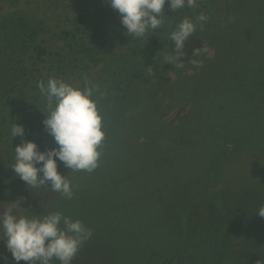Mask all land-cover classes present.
<instances>
[{"label": "rangeland", "instance_id": "1", "mask_svg": "<svg viewBox=\"0 0 264 264\" xmlns=\"http://www.w3.org/2000/svg\"><path fill=\"white\" fill-rule=\"evenodd\" d=\"M193 8L197 16L203 13L208 18L198 27L204 35H194L187 44L181 67L141 70L151 76L149 93L143 95L139 79L137 94L128 98L113 124L115 133L105 136L98 167L90 173L70 172L59 164L58 170L68 174L73 186L69 200L48 188L29 190L10 169L12 149L21 142L19 137L10 141L11 125L15 120L23 124L24 138L35 141L41 150L55 146L41 123L46 100L38 82L59 78L82 88L87 79L98 86L96 100L102 112L133 72L131 58L141 53L148 62L174 55L172 42H166L169 32L162 35L166 31L159 28L139 40L130 37L126 45L106 54L93 51L90 45L99 0H0V21L11 16L25 18L42 30L39 43L47 50L45 61L38 66L35 89L27 93L31 107L20 111L14 105L0 106V206L15 205L14 213L25 215L29 205L40 209L57 204L61 213L92 230L86 244H92L101 264H110L112 251L121 254L111 264H129L135 254L150 252H159L150 264H187L191 244L213 213L226 211L245 192L264 185V145L254 144V138L243 142L237 131L242 105L237 83L252 67L258 43L256 24H264V0H197ZM155 35L161 37L158 44L153 43ZM195 47L207 52L192 57ZM190 58L202 61V66H194ZM179 73L181 80L176 77ZM250 122L244 126L254 130ZM199 150L203 155L195 156ZM174 175H181L183 182L174 183ZM146 178L150 183L154 178L164 183L158 206L170 207L172 214L160 217L161 210L144 194L145 187L133 195L130 186ZM105 186L119 195L115 191L101 194ZM176 193H188L178 208L182 211L179 217L174 214ZM185 225L192 231L182 246L179 233ZM0 255L8 257L7 264H14L2 240Z\"/></svg>", "mask_w": 264, "mask_h": 264}, {"label": "trees", "instance_id": "2", "mask_svg": "<svg viewBox=\"0 0 264 264\" xmlns=\"http://www.w3.org/2000/svg\"><path fill=\"white\" fill-rule=\"evenodd\" d=\"M163 11L164 15L167 16L165 17V25L160 29V32L166 31L162 32V35L170 32L172 27H175L185 16L193 20L198 17L193 7H185L174 13L166 4ZM257 29L259 30L257 31ZM255 30L258 43L254 45L252 67L247 76L240 78L237 83L238 95L242 104L239 112L241 127L237 131L243 142L249 143L254 138V144L264 145V24L260 26V23H257ZM198 31L200 30L197 28L194 35L202 37L204 33ZM41 34L42 30L39 27L32 25L23 17L11 16L0 21V106L14 105L20 111H25L31 107L27 101V93L29 90L35 89L34 81L38 77L39 63L45 61L47 56V50L39 43ZM89 37L90 45L94 46L93 51L106 54H111L114 48L123 47L130 39L121 25L119 13L110 7L107 0H99L98 14ZM166 37V42H168V34ZM152 39L154 40L153 43L156 44L161 41V37L157 35ZM141 57L142 54L140 53L136 58H131L130 66L132 70L134 68L133 72L129 74L123 88L116 95H112L108 102L103 105L105 109L100 114L103 118L102 127L103 130L105 129V136L115 133L116 127L113 124L120 118L128 98L137 94L139 79H141L143 95H148L151 76L145 74L146 72H150L151 69L153 72H161L168 67L174 68L171 64H165V57L163 56L148 62L149 58ZM148 66H151V69ZM142 69H145V73L141 74ZM176 77L177 80L183 78L180 73L176 74ZM251 120L254 123V130L244 126L252 124L251 122L247 124ZM161 149L167 152L165 148ZM161 149L159 148L158 151L162 153ZM156 152L154 149L153 153ZM199 154L203 155V151L195 152V156ZM124 164L121 162L120 166L124 167ZM118 170L120 171L121 168L119 167ZM159 179L154 178V182L150 183L149 179L146 178L144 183L138 181L130 186V189L133 195L137 196L140 188L142 190L145 187L144 194H147V198L158 210H161L159 216L162 217L167 213L172 214L173 211L170 207L160 209L158 206L162 202L160 185L164 184ZM177 180L183 182L181 175L179 177L174 175V183ZM166 185H163L164 190ZM164 190L163 192H165ZM114 191L112 188L107 190V186H105L101 190V194L105 192L110 194ZM115 194L119 195L116 191ZM174 195L173 198H176L174 214L175 217H179L182 211H179L178 208L182 207L180 205L187 200L188 193H176ZM261 206H264V185H256L252 191L245 192L226 211L214 212L200 237L191 244L192 252L188 257L187 264H264V218L256 214ZM55 211H59L57 204L40 209L32 207L28 213L35 212L46 215ZM191 231L190 225H185L180 230L182 246L187 243ZM110 253L111 264L113 257L121 253L115 251ZM135 255L129 264H150L159 255V252ZM52 264H60V262L53 260ZM72 264H101V262L94 255L92 244L87 246L85 242Z\"/></svg>", "mask_w": 264, "mask_h": 264}, {"label": "clouds", "instance_id": "3", "mask_svg": "<svg viewBox=\"0 0 264 264\" xmlns=\"http://www.w3.org/2000/svg\"><path fill=\"white\" fill-rule=\"evenodd\" d=\"M110 7L120 16L125 34L134 39H142L147 34L165 25L164 7L175 13L185 7L196 6L197 0H107ZM207 16L201 13L195 20L185 16L173 30L168 33L174 53L165 57V64L175 67L183 65L187 56L185 51L197 28L203 27ZM207 52L206 48L195 47L192 57ZM196 66L202 61L190 58ZM151 69V66H148ZM45 98V110L42 125L45 132L53 138V147L41 150L39 145L25 139V127L15 122L10 128V141L16 137L21 142L13 151L14 163L10 168L29 190L48 188L66 199L73 198V186L58 170L59 164L70 172L94 171L99 164L101 147L105 139L102 127V115L98 109L96 93L98 86L85 79L84 87H74L59 78H49L47 82L39 81L37 85ZM69 172V173H70ZM19 202V201H18ZM12 204V203H9ZM13 207L0 212V240L4 241L7 252L11 254L14 264L21 261L26 264H72L81 246L90 239L92 230L81 220H73L59 211L46 215L29 212L16 215ZM29 205L26 209H31ZM41 207V205H40ZM264 218V206L256 213ZM8 257L0 255V264H7Z\"/></svg>", "mask_w": 264, "mask_h": 264}]
</instances>
